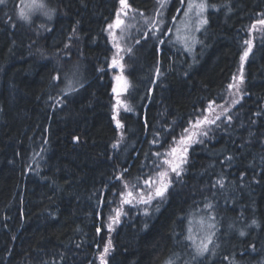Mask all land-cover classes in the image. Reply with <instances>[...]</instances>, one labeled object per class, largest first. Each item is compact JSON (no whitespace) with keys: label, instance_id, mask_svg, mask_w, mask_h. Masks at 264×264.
Segmentation results:
<instances>
[{"label":"trees","instance_id":"1","mask_svg":"<svg viewBox=\"0 0 264 264\" xmlns=\"http://www.w3.org/2000/svg\"><path fill=\"white\" fill-rule=\"evenodd\" d=\"M210 2L201 38L186 52L174 43L181 0H168L161 31H171L163 35L144 23L157 0H129L139 12L122 17L119 42L132 49L120 53L122 73L109 67L116 49L106 30L119 0H39L44 8L29 20L20 0L0 4V264H101L109 237L108 264L180 263L192 253L184 237L194 215L215 216L217 252L195 264H264V29L251 30L264 19V0ZM245 40L253 46L233 107L225 89L241 69ZM69 81L75 91L65 94ZM212 101L205 114L221 119L190 146L182 174L169 172L165 196L122 203L125 183L147 195L156 153ZM221 176L225 187H213Z\"/></svg>","mask_w":264,"mask_h":264},{"label":"snow or ice","instance_id":"2","mask_svg":"<svg viewBox=\"0 0 264 264\" xmlns=\"http://www.w3.org/2000/svg\"><path fill=\"white\" fill-rule=\"evenodd\" d=\"M5 0H0V4H4ZM158 3V9L154 13L152 18H144V23L149 26L150 31L153 33H160L161 35L165 34L166 32H170V29H165L163 32L161 31V26L164 23L163 20V11L168 3V0H157ZM181 3L184 4L185 0H181ZM120 8L115 13V19L112 23H109L107 25V31L109 33V36L112 38L113 41V47L116 49V53L111 57V61L109 64V67L111 68H118L120 72L122 73L124 70V65L122 63L123 57L120 56L121 52L131 53L132 49L127 48L125 49L122 47L120 40L124 39L123 33L125 32V20L122 19L129 17V11H132L133 13H138V9H132L131 4L129 3V0H119ZM39 7L41 9L44 8L43 4H32L29 5V7ZM210 7V5L207 3V0H187L186 2V10L184 11V16L188 17L190 14L193 15L196 18V24L195 31H199L200 27L207 24L208 20L205 16V13L207 9ZM211 7H215L214 5H211ZM45 15H48L49 18H51L52 13L51 12H45ZM140 16L143 17V13H139ZM264 16V13L261 14ZM20 17L24 20H29V16L22 10L20 13ZM131 19H135V16L133 15ZM259 24L262 27H264V19H258L256 21V24H253L251 26V30H256V25ZM115 30H120L121 35H117V32ZM180 31L179 29L177 30ZM73 32H75V29H73ZM144 38L146 39L147 36L145 35ZM178 39L182 40L185 47L191 50L190 48V40L194 42V37H189L187 35L180 37H177ZM69 41H71L72 37L68 38ZM140 41L137 40L136 43H139ZM161 44L164 43L163 40L159 41ZM244 44L247 45V48L243 51V54L241 55V69L237 75H234L232 77V81L228 83L226 86V93L229 96L234 97L232 100V106L234 107L236 104H239L240 101L243 99L244 93L241 91L242 86L244 84V76H243V62L247 59L249 56V53L252 50L253 42L252 40H245ZM65 47H69L68 44L65 45ZM103 71V69H101ZM157 73L159 74V69H157ZM59 75L54 76L53 80H59ZM117 81H123L124 77L122 75H118L116 77ZM127 85L124 84L121 87V91H126ZM62 91L65 92V94H68L71 91H75V88L72 85V82L69 81L68 85L65 89ZM113 92H117L116 88H113ZM119 95V93H117ZM63 98L61 97V100ZM60 101H57L59 103ZM118 104H121L120 101H117ZM215 101L210 102L208 107L201 112L200 115L193 118L192 121L189 122V126L187 128H184L183 132L180 135V138L174 140V146H170L169 150L165 153L157 152L156 156L160 158V163L156 165V173L153 177H149L144 180V185L147 189V195H145L144 191H138L134 195L133 189L135 188V185H133L131 188L129 187L128 183L124 184L125 192L122 193L124 196V199L122 200V203L132 205L135 201L136 203L149 205L153 198L160 197L163 198L165 196V193L168 190V187L171 183L169 178V172L175 173L177 176L182 174L183 171V165L187 163V154L190 146L194 143H202L203 140L201 137H207L208 132L210 129V126L216 125V122L221 119V115H215L214 118H209V115L205 113H211L212 107L211 105L214 104ZM227 103V101H226ZM124 107L125 111H131V109L126 105H122ZM219 107L223 108V105H220ZM230 111V108H223V113H227ZM259 115V113H258ZM226 120L230 122L232 120L231 116H226ZM146 123V121H145ZM116 126L119 129H123L124 125L119 120H116ZM209 126V127H205ZM121 138H123V133H121ZM75 140H79V137H74ZM153 143H157L156 140H153ZM114 148L118 147V144L113 145ZM226 160H232L233 157L227 156L225 158ZM127 171V169H125ZM120 179H123V174H121ZM220 187L223 189L225 187V179L223 176H221L217 181L213 184V187ZM205 209L212 210L213 205L212 203L205 204ZM145 214H147V209H145ZM121 216V211L117 209L115 211V214L108 217V224L107 228L109 231L113 230V225L118 224ZM200 228L201 231L204 230L206 227L209 231L197 242L196 234L194 233L193 227H192V221H189V227L187 229L188 234L184 237L185 240L191 241L192 246L195 249L196 256L203 257L206 254H208L211 250L209 248V245L213 244V237L215 236V229H216V223H215V216L208 215L207 219L205 217L201 216L199 220L196 222ZM255 223V221H253ZM101 229L98 227L96 229V232L99 234ZM240 235H244L243 232L240 233ZM111 238H108L107 243L104 245L102 253L99 256V259L101 261V264H108L106 256L109 254V251L111 249ZM226 259V258H225ZM167 264H174L173 260H169Z\"/></svg>","mask_w":264,"mask_h":264},{"label":"rangeland","instance_id":"3","mask_svg":"<svg viewBox=\"0 0 264 264\" xmlns=\"http://www.w3.org/2000/svg\"><path fill=\"white\" fill-rule=\"evenodd\" d=\"M186 2L187 1L185 0V3L182 4L181 9H183V11L179 15V17L176 18V21H175L176 23L174 24V26H175L174 43L177 44L180 48H182L186 52H192V51H194L196 43L201 38L203 28L206 26V24L201 26L199 31L194 30L195 27L197 26L196 18L191 14L188 17L184 16V11L186 10ZM34 3L38 5L39 0H20V4H19L20 5L19 6L20 12L19 13H21V11L23 10L27 15L30 16L33 13L42 12V9L39 7H35V6H33L31 8L29 7V5H32ZM207 3L210 5V7L207 9V11L205 13V16L208 20L209 9L212 8L211 5H213V4L210 2V0H207ZM178 29L180 30L179 32L177 31ZM262 29H264V27H262L261 25L258 24L255 31H259ZM115 31H117V30H115ZM185 35H187L189 37H194V42H192L191 40L189 42L191 50L186 48L184 43L182 42V40L177 38L178 36L183 37ZM120 87H121V85H120ZM201 216L202 215H194L190 218V220L192 221V227H193L194 233L196 234V237H197V242H199V240L201 238H203V236L209 231L206 227L204 228L203 231H201L198 224L196 223ZM203 217H205V216L203 215ZM205 219H207V216L205 217ZM215 232H216V230H215ZM191 247H192V253H189L188 255H186L180 263L177 259L176 260L171 259L174 261V264H195L194 262H196L198 259L204 257V256L203 257L196 256L195 249L192 246V242H191ZM209 248L211 250L210 252L212 253V257L216 256V253H217L215 251L216 242L214 243V237H213V244L209 245ZM210 252L208 253V255L210 254ZM106 259H107V256H106ZM167 262L165 264H167Z\"/></svg>","mask_w":264,"mask_h":264}]
</instances>
